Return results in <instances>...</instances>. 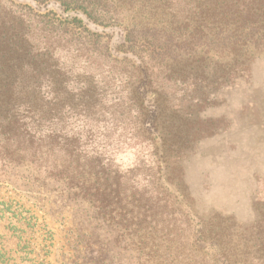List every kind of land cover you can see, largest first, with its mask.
Wrapping results in <instances>:
<instances>
[{
  "label": "rangeland",
  "instance_id": "1",
  "mask_svg": "<svg viewBox=\"0 0 264 264\" xmlns=\"http://www.w3.org/2000/svg\"><path fill=\"white\" fill-rule=\"evenodd\" d=\"M61 1L94 3L90 18ZM146 1L0 0V15L22 16L30 41L58 62L66 104L67 92L91 88L105 111L92 119L124 127L101 169L96 142L72 156L47 142L41 170L62 182L0 183V193L48 224L47 264H264V44L234 58L220 39L189 36L202 24L196 0ZM62 118L75 140L82 117ZM17 257L4 240L0 264Z\"/></svg>",
  "mask_w": 264,
  "mask_h": 264
},
{
  "label": "trees",
  "instance_id": "2",
  "mask_svg": "<svg viewBox=\"0 0 264 264\" xmlns=\"http://www.w3.org/2000/svg\"><path fill=\"white\" fill-rule=\"evenodd\" d=\"M152 1L155 0L146 1L147 5L152 6ZM61 2L66 9L83 8L85 13L94 5L85 3L83 7L74 2ZM159 3L164 7L171 5L170 0H159ZM195 3L202 24L189 36L220 39L222 47L227 48L225 52L234 58L244 56L251 48L264 44V0H241V3L237 0H196ZM87 17L90 18V13ZM26 24L22 16L0 15V183L11 189L24 185L28 189L37 186L42 190L46 177L55 183L62 182L59 173L49 176L44 168L41 170L47 142L55 146L62 144L61 148L69 156L79 153L80 145L96 142L93 147V151H97L94 167L100 168L105 166L103 153L112 145L124 143L117 140L123 134L124 127L120 123H100L92 119L94 115L101 114L103 109L97 100L96 91H91V88L83 93L67 92V101L70 103L72 100V103L66 104L62 98L66 88L61 85L63 77L59 73L58 62L50 64V51L46 49L44 52L30 41L31 35ZM67 25L76 28L73 22ZM158 49L161 48L150 45V51ZM47 94L51 95L52 102H56L52 109H48ZM75 100L78 103L73 105ZM151 113L152 117H148L151 120L148 119L144 124L148 127L146 131L153 135L156 132V111ZM62 115L76 116L77 119L82 117L75 140L60 130ZM114 135L118 138L115 139ZM171 160H175V157L169 156L167 162ZM29 167L33 168L32 174L25 173ZM22 169L24 171H20ZM74 181L71 178L67 183L77 189ZM12 199L7 202V194L2 196L0 193V246L4 245V240L12 244L20 264H47L45 258L51 253L54 234L43 218L37 217L25 204ZM87 203L91 205L92 198ZM107 205L106 201H101L97 207L104 211ZM41 229L45 233H40ZM205 230L206 225L202 223L200 234H204ZM205 240L206 237L201 239Z\"/></svg>",
  "mask_w": 264,
  "mask_h": 264
}]
</instances>
